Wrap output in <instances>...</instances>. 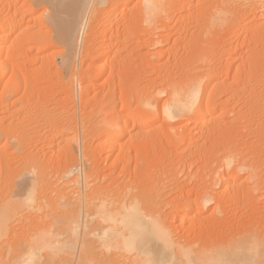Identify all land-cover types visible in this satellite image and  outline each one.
Listing matches in <instances>:
<instances>
[{
  "label": "rangeland",
  "instance_id": "374dc122",
  "mask_svg": "<svg viewBox=\"0 0 264 264\" xmlns=\"http://www.w3.org/2000/svg\"><path fill=\"white\" fill-rule=\"evenodd\" d=\"M17 1H19L18 4L22 3V1L23 5L26 3L24 7L30 5L24 9L31 10L29 11L30 13H27L28 15L23 14L24 19L20 28L22 33L18 29L15 32L16 34H14L15 36H12L7 42L8 45L6 43V46H10L9 49H12L3 54L5 57L3 61L5 60V67L8 70L5 72L6 75L2 77L3 79L1 78L0 92L3 86L7 85L6 87L8 88L9 84L8 89L4 87L9 94L6 95L4 93L3 99L13 100L12 103L16 104L15 106L13 104L6 111L5 108L0 107V169L2 167L0 173V200H5L11 195L13 190L12 182L10 183L8 178H14L16 168L18 172L31 166H36L39 170L45 167L43 173L53 175L61 171L66 164L69 165L73 156L75 157L79 154L71 156L75 142H79L77 144L80 152L81 145L89 148V151L86 152L90 153H88L92 160L90 161V168L92 169L91 171L94 170V177L100 175V177H96V186H99V184H102L103 187L111 185L110 190L113 189V191L119 189L130 190L129 194H137L141 199L144 197L145 201L149 199L150 195L151 197L153 195L155 200L157 196L161 197L159 200L157 199L159 204L161 203L164 206L160 215L166 220V225L169 228L171 227L172 234L181 243L186 244L189 241H195L194 243H198L197 245H202V243L209 244L211 239L213 240H211L212 243L221 240L229 242L228 239L237 238L239 234L242 235L247 232L264 237V18L253 23L250 22L251 24H248V26L250 25L249 27L245 25L244 30H241L235 26L237 25L235 16L226 17L224 20L222 17H218L217 12L219 9H216L218 8L216 0H186L187 2L185 1L182 7L179 5L174 7L178 8L175 11L171 5H175L173 1L179 0H173L170 5L173 10L168 8V12H165L167 14H163L164 16L161 15L160 17H151L141 13L140 8H144L143 0H131L126 6L121 5L118 0H109V3L106 1L108 5L105 3L106 5L104 4L103 9L98 11V13L96 12L97 14L95 13V20L89 31L90 38L87 47L82 50V53L78 51L79 54H77V58L79 60L82 59V63L76 58L75 70L73 68L74 72L71 70L74 73L72 77L70 70H63L61 65L62 57L58 52L62 50V44L60 45L59 42V44H54V41L52 45L46 43L47 39L44 36L50 37V34H48L50 29L46 22L44 7L35 5L32 0H25L26 2L24 0ZM139 1L141 4H139ZM111 5L113 6L111 7ZM20 6L22 5L20 4ZM114 6L118 7L114 10L115 14L123 12L125 14L123 18L114 22L110 20L102 22L101 19ZM1 10L0 16L5 14V11ZM176 11L177 13L181 12L177 14ZM19 14L18 18L21 16ZM172 19L178 20V23L173 25ZM135 22H137V25L134 24ZM142 29L146 31L143 30L142 32ZM261 30L262 32H259ZM130 33L133 35L131 34V36ZM261 34L263 35L261 36ZM16 35H20L19 40L13 38ZM260 36L262 39H260ZM112 38L115 43L113 42V46L108 50L103 61L105 73L98 78L97 70L92 66L96 64L97 49ZM139 38L140 40H138ZM43 39L46 40L43 41ZM227 44L232 47V50L229 51L228 49L227 51L229 52L221 53V49L224 46H229ZM237 45L241 50L236 49ZM20 48L23 52L18 51ZM8 53L12 54L9 55ZM14 59L16 63L17 60L20 62L16 64ZM76 66L79 67L76 68ZM76 70L78 73H76ZM81 70L84 71L83 75L78 76ZM13 72L20 75L17 77V79L19 78L18 81L16 80L18 85L17 88L13 87L14 90L11 89L13 82L12 80L10 81V78L13 77ZM21 72L25 77L21 76ZM68 72L71 74L72 84H69ZM210 74L213 79L211 78L207 82V77ZM193 76L194 78L196 76L197 79L195 78V80ZM76 80H80L78 83L82 84H78ZM193 80H198L200 91L204 89L205 93L204 101L199 110L202 112L210 110L212 113L216 112V114L205 115L206 117L201 116L202 122L197 121L194 123L191 121L193 115L189 114L183 116L185 118H177L174 122L166 123L162 121L164 114L159 108L167 98V94L163 92L159 97L158 105L156 104V109H152H155L156 113L149 117L151 122L148 126L138 127L137 124L135 125L129 121L127 124L129 126H126V130L123 131L125 135L122 134V137L116 142V145L119 143V146L117 145L112 151L107 147H95L97 144L102 145L109 139L108 135L100 136L98 134L101 126L110 125L113 122L122 124L126 122L128 115L135 114V112L138 113L135 110L137 102L144 103L157 90L163 91L169 85L181 87ZM85 83V86L89 87H86L88 89L85 88L87 91L82 90V93H86L85 95L83 94V97L78 95L80 93L77 92L81 88L80 85L84 86L83 84ZM155 88L156 91H154ZM32 91L33 98L29 96ZM14 92L19 93L16 94ZM54 93L58 97H56V100L55 98L51 100L50 96ZM125 94L130 96L126 97ZM120 95H122V99L127 98L128 100L130 98V107L126 108L127 111L123 110V113L120 112L119 116V113L115 114L113 111L120 106L122 101ZM27 98L29 101H26ZM19 99L22 102H19ZM84 102L87 103L86 106H84ZM79 104H84L83 107L86 109H83ZM80 107L85 110V112L82 110L83 115L81 117L83 121L87 122V125H85L87 127L79 125H84V122L80 120V113H82L79 112V110L81 111ZM73 108L76 111V113L73 111L76 116L72 112ZM128 108L130 109L128 110ZM199 110H195L193 114L195 115ZM111 113H114L112 118L110 117ZM70 114L75 116L72 118L76 122L71 119ZM138 115L140 119H145L146 114L144 112L138 113ZM83 116H85L86 120L83 119ZM69 119L75 123H70ZM203 122L204 124H202ZM71 124L73 125L71 126ZM28 126L29 128H27ZM47 126L55 127L54 130H51L52 132H48L49 135L46 132L48 128L45 129ZM72 127L79 129L76 137L79 138L77 141L75 140L76 138L73 139L74 134L71 130H74V128L72 129ZM81 128L87 130V132L82 131ZM83 132L88 134H83ZM189 133H192L193 136L192 134L189 136ZM71 134L73 135L72 137ZM183 135H187L189 137L187 139L193 142L187 141L186 143L187 139L185 136L183 139L185 138L186 140H182L179 143ZM8 136L9 138L10 136L14 137L15 140L12 137V140H10L7 138ZM81 136L86 137L85 141L80 138ZM50 138L52 139L50 140ZM66 138H68L67 141ZM68 141L71 144L70 150L68 149ZM81 142L85 143L86 146ZM88 148L85 149L88 150ZM223 152L225 155H236L237 157L236 159L222 161ZM11 161L12 163H10ZM7 165L9 168H6ZM235 167L241 168L238 172H234L233 168ZM233 172L236 175H233ZM103 174L107 175L103 176ZM103 177L104 179H101ZM115 180H117V183ZM109 182H113V185ZM222 184L231 185V187L227 188L228 192L225 191L224 195H222L223 193H218ZM102 185H100L101 188ZM168 189L170 192H168ZM211 190L213 193H211ZM203 191L208 192L207 194L211 196L218 195V198L215 196L211 197V205H207L210 209L206 206L203 208L205 210H202L204 213H199L196 207H192L189 210V215L187 212L186 214L183 213L184 216L182 213L180 214L182 210L181 204L192 199L196 202L200 201L201 197L206 194ZM249 193L251 196L248 195ZM218 203H222L221 205L223 206L220 207ZM226 205H229V209ZM214 208L215 210H213ZM226 208L227 211L225 210ZM230 209L233 212L229 211ZM227 212L230 215L227 214L226 218L224 215ZM167 216H170L172 220L169 221ZM210 216L214 217L211 218ZM183 217L186 219L185 224ZM180 218L183 224L179 225L181 222ZM214 219H216L214 221L215 224L214 222L212 223ZM21 224H24V220L21 221L19 227L22 226ZM217 226L219 230H216ZM21 229L23 230V228ZM21 229L20 232L22 233ZM21 233L18 235L19 237L22 236ZM203 235L206 239L202 237ZM216 235H218V238ZM221 235L222 237H220ZM7 249V246L4 247V250L7 251Z\"/></svg>",
  "mask_w": 264,
  "mask_h": 264
},
{
  "label": "bare ground",
  "instance_id": "6f19581e",
  "mask_svg": "<svg viewBox=\"0 0 264 264\" xmlns=\"http://www.w3.org/2000/svg\"><path fill=\"white\" fill-rule=\"evenodd\" d=\"M106 1L108 2L109 0H32V2H34L35 5H42L44 7V13L46 14V22H47L48 28L50 29L48 31V34H50V37L47 38V36H44V38L47 39L46 43L48 45H52L53 41H54L55 42L54 44H56L58 42L60 43V45L62 44V50H60L58 52V54L60 53L59 55H61V57H62L61 65H62L63 70L64 69L67 71L70 70V72L72 73V71H73L72 68L73 69L75 68L74 65L76 62L75 60L77 58V54H79L78 51H81V53H82V50H84L87 47V44H88V41L90 38L89 31H90V27H91L92 23L95 20V18H94L95 13L96 12L98 13V11L103 9V7L106 4L108 5V3L110 1L108 3H106ZM129 1L131 2V0H122V2H121V0L120 1L118 0V2L124 6H126ZM140 1H139V4H141ZM172 1L173 0H143L144 8H140L141 9L140 12L143 14H146L147 16H151V17L159 16L160 17L163 14L164 15L167 14V13L165 14V12L166 11L168 12V10H167L168 8L169 9L173 8L175 11L178 8L176 9L174 7H177L178 5L180 7H182V5L185 4L186 0H179V1L175 0L176 2L173 1V4H175V5H171ZM187 1H193V0H187ZM18 2L19 1H17V0L16 1L0 0V9L5 11V14L0 16V81L3 79L2 77H4V75H6V73H5L6 70H8V68L5 67L6 66L4 63L5 60L3 61V59L5 58L3 54H4V52L6 53V51H9L12 49V48L9 49L10 46L9 47L6 46V43L9 42L10 38L12 36H15L14 35V34H16L15 32L21 28V24L23 23L22 20L24 19L23 14L26 15L27 13H30L29 11L31 10L30 8H29L30 9L29 11L27 10V8H26V10L24 9L25 7H29L30 6L29 4H27L29 6L24 7V5H26V3L23 5L22 4L23 1H22V3H20L22 6H20V4H18ZM118 2L116 1L117 4H119ZM216 2L218 3V8H216V9L217 10L219 9L217 12V15H219L218 17H220V18L222 17V19L224 20V18H226V17L235 16L237 18V25H235L237 29H241V30L243 29L244 30L245 25L248 26V24H251L256 20H262V18H264V0H216ZM216 2H215V4H216ZM113 5H116V4H113ZM113 5H111V7ZM170 5L173 7L170 8ZM116 6H118V5H116ZM113 8H111V10L101 19L102 22H105L107 20L114 22V21H117V20H120L121 18H123V16L125 14L123 12L115 14L114 10H115V8H118V7L114 6ZM32 9H35V8H32ZM180 12L177 13V11H176L177 14H180ZM19 13L21 14L20 17L23 16L22 18L17 17ZM212 14H213V12H212ZM215 15H216V12H215ZM176 19H178V18H176ZM176 19H172L173 25H176V23H178V20H176ZM222 19H221V21H222ZM217 20H219V19H217ZM217 20H216V22H217ZM260 22H262V21H260ZM136 23L137 22H135L134 24L137 25ZM141 23H139V24H141ZM139 26H141V25H139ZM141 27H143V26H141ZM162 27H163V25H162ZM263 27H264V25H263ZM178 28H180V27H178ZM143 30L144 29H142V32H143ZM185 30H187V29H185ZM144 31H146V30H144ZM173 31H175V30H173ZM238 31L240 32V30H238ZM19 32L22 33V30ZM182 32H183V29H182ZM254 32H257V31H254ZM259 32H262V30ZM131 34L132 33H130V35ZM20 35H16V37H13V38L18 39ZM262 35L263 34H261V36ZM155 36H157V35H155ZM261 36H260V39H262ZM236 37H239V36H236ZM46 39H43V41ZM256 39H257V37H256ZM256 39H255V41H256ZM18 40H16V41H18ZM138 40H140V38ZM114 41L115 40L113 38L109 39L97 49L96 58H95L96 64H93L92 66L97 70L98 78L101 77L105 73V64L103 63V61L105 59V56H106L108 50L115 43ZM141 41H139V42H141ZM44 44H42V45H44ZM7 45H8V43H7ZM227 45H229V44H227ZM16 47H18V46H16ZM227 47H229V48H227ZM227 47H225V46H224V48L221 47L222 48L221 53L222 52L223 53L229 52L230 50H232V47H230V45ZM228 49H229V51H227ZM236 49L237 50L240 49L238 45H237ZM18 51H21V48ZM21 52H23V51H21ZM10 54H12V53H10ZM2 55H3V57H2ZM80 58H81V56H80ZM36 59H38V58H36ZM77 60H79V58H77ZM81 60H79L80 63H82ZM228 61H230V60H228ZM231 61H232V59H231ZM19 62L17 60V63H19ZM34 62H35V60H34ZM232 62H230V64H232ZM7 63H9V62H7ZM15 63H16V60H15ZM228 64H229V62H228ZM263 65H264V63H263ZM15 66L18 67L17 65H15ZM77 67H79V66H76V68ZM90 67H91V65H90ZM78 70H79V68H78ZM15 71H16V68H15ZM81 71H80V73H82V74L79 73L78 76L83 75L84 71L83 70H81ZM17 72L19 73L18 70H17ZM76 73H78L77 70H76ZM12 74L11 75L13 77L10 78V81L12 80V82H13L12 83L13 86L11 89L14 90V88H17V85H18L17 81L19 79V78L17 79V77L20 73L17 74L16 72H13ZM21 76H24V75H22V72H21ZM70 76H71V74L68 72L67 77L70 78ZM73 76H74V73H72V77ZM212 77L213 76L211 74L208 75L207 82H209ZM62 78L64 79V81H66V79L64 77H62ZM71 78L68 79L70 81L69 84H72ZM76 78H78V77H76ZM193 78H194V76H193ZM195 78H196V76H195ZM76 81L78 83V81H80V80H76ZM76 81H74V82H76ZM184 83H186V82H184ZM187 83H188V81H187ZM78 84H82V83H78ZM87 84H89V83H87ZM83 85L84 86L80 85V87L82 89L79 88L81 91L78 89L79 91L77 93H80L78 95H81L84 97V95L86 93L85 94L82 93V90L87 91L86 89H88V88H86V87H89V86H85L86 83ZM89 85H91V84H89ZM6 86L7 85L3 86V89H1V92H0V107H3V109L5 108V111H6V109L13 106V104H14V106L16 104V103H12L13 100L9 101V99L8 100L5 98H4L5 100L3 99L4 93L6 95L9 94V93H7L8 92L7 89L9 88V84H8V88ZM71 86H73V85H71ZM92 86H95V85H92ZM4 87L7 89L5 90ZM18 87H20V86H18ZM42 87H45V86H42ZM78 87H79V85H78ZM38 89H39V87H38ZM38 89H37V91H38ZM44 89H47V88L45 87ZM37 91H36V93H37ZM154 91H156V88ZM70 92H72V91H70ZM163 92H165L167 94V98H166V100H164V102L161 104V107H159V108H160V111L164 114V116L162 117V119H163L162 121H164L166 123L167 122L169 123L172 121L174 122L175 119L182 118L183 116H186L189 114L193 115L191 121L196 123L197 121H201L202 117H206L205 115L211 116V115L216 114V112L212 113L210 110L204 109L205 111H203V112L199 110V108H201V106H202L201 105L202 102L204 101L203 99H204L205 93H204V89L202 91H200V83L198 82V80L197 81L193 80L188 84L182 85L181 87L180 86H177V87L174 86L173 87V86L169 85L166 88H164L163 91L157 90L144 103L137 102V105H135V107H136L135 110H137L138 113L144 112L146 114V116H148V118H146V116H145V119H140L138 113L135 112V114L128 115L126 122L122 123L123 125L122 124H115L112 121L113 123H110V125L101 126L98 134L100 136L108 135L109 139H108V141H106L102 145L97 144V146H95V147H97V148L98 147H103V148L107 147L109 150L111 149L110 151H112L114 148H116V146L119 144L118 143L116 145V142L118 141V139L120 137H122V134L125 135V133H123V131L126 130L125 129V128H127L126 126H129V125H127L129 123V121L134 123L135 125L137 124L138 127L139 126H142V127L148 126L151 122L149 117L155 115L156 104L159 102V97L161 96V94ZM14 93L18 94L19 92L18 93L14 92ZM122 95H124V94H122ZM122 95H120V98ZM29 96H31L33 98V91H32V94L29 93ZM125 96L129 97L130 95L127 96L125 94ZM50 97H51V100H53L54 98L56 100V97H58V96H57V94L54 93ZM78 97H80V96H78ZM28 98L26 101H29ZM79 99H81V98H79ZM129 99L128 100H127V98L122 99V101L120 102L119 108L113 112L115 114L119 113V116H120V112L123 113L124 112L123 110L127 111L126 108L130 107L129 106L130 105ZM17 102H18V100H17ZM19 102H22V100H20ZM212 102H213V99H212ZM248 102H249V100H248ZM84 104L83 105L86 106L87 103L84 102ZM83 105H80V106H82V108L84 109L85 107H83ZM82 108H81V111L79 110V112H82V113H80L81 114L80 120H82L81 116L83 115V111L85 112V110H83ZM153 108H155V109L152 110ZM129 109L130 108H128V110ZM74 110L75 109L73 108L72 112ZM195 110H199L200 112L198 111L194 115L193 112ZM222 111H223V109H222ZM74 112L76 113V111H74ZM75 113H74V115H75ZM114 113L113 114L111 113L112 114V115H110L111 118L114 115ZM72 114H70L71 119H73L76 116V115L74 116ZM183 118H185V117H183ZM83 119L86 120L85 116H83ZM261 119H263V118L261 117ZM73 120H72V122H73ZM72 122L70 120V123H72ZM75 122H73V123H75ZM83 122H84V125L79 124V125H81V127H84L85 125H87V122H85V121H83ZM83 122H81V123H83ZM202 124H204V122ZM72 125L73 124H71V126ZM75 127H72V129L74 128V130H71V132L73 131L72 133L74 134V136L71 134V137L73 136V139H75L77 137L78 130H79V129L77 130V128H75ZM85 127H87V126H85ZM133 127H135V126H133ZM27 128H29V126ZM54 128L47 126L45 129H47L46 132L48 133V132H52L51 130L52 129L54 130ZM66 128H68V127H66ZM45 129H44V132H45ZM60 130H62V129H60ZM82 131L87 132V130H83V129H82ZM60 132H61V134H63L62 131H60ZM69 132H70V130H69ZM95 133H94V135H95ZM80 134L82 135V133H80ZM83 134H88V133L83 132ZM190 134H192V133H189V136H191ZM47 135H49V133ZM83 136H85V135H83ZM83 136L80 137L82 140H84L86 138ZM93 136H91V137H93ZM185 136H186V139L189 138L187 135H185ZM185 136L183 135L181 137L182 139L179 141V143H181L182 140H186L185 138L183 139V137H185ZM192 136H193V134H192ZM11 137L12 136H10V138H9V136H8L7 138L12 140ZM71 137H70V140H71ZM12 138L15 140L14 137H12ZM53 138H55V137H53ZM51 139L52 138H50V140ZM67 139L68 138H66V141H67ZM77 139H79V138H76L75 140L77 141ZM69 141H68V143H69ZM187 141L190 142L191 140L187 139L186 143H187ZM83 142H81V143L86 146V144ZM191 142H193V141H191ZM77 143H79V142H75V146L73 145L74 150L71 151L72 152L71 156H73V154L74 155H76L77 153H79V154H77V156H75V157L73 156V159L69 165L66 164L65 167L63 166L64 168H62V170L60 169L61 171L56 172L53 175L43 173L45 171L44 170L45 167H43L39 170L38 168H36V166H31L25 170L21 169L18 172H17V168L16 169L13 168L16 171V173L14 172L15 176H13L14 178H11V179L8 178L9 182L10 183L12 182V189H13L12 193L5 200H0V264H264V237L257 235L255 233H252V232H247V233L242 234V235L239 234L237 238L228 239L229 242H227V240H225V241L221 240L219 242L214 241V243H212L211 242L212 239L211 240L209 239L210 240L209 244L208 243L207 244L202 243V245H197L198 243L197 244L194 243L195 241L194 242L189 241V243H186V244L181 243V241L178 240L177 237L172 234V232L170 230L171 227L169 228L166 225V222H165L166 220L160 215V213H162V211L164 209V206H162L161 203L159 204V202H158V200L161 197L157 196L156 200H155V197H153V195L151 197V195H150L149 199L147 201H145L146 199H143L144 197L141 199L139 197V195H137V194H129L130 190L124 191L122 189H119V190L113 191V189L110 190L111 185L103 187L102 184H99V186L98 185L96 186V184H97V183L95 184V180H97L96 177H100V175L99 176L97 175L94 177V175H93L94 170L91 171L92 169L90 168L91 167L90 161H92V160L89 157L90 153L86 152V151H89V148L83 147V145H81L82 148H81V152H80L79 151V145ZM184 143H185V141H184ZM72 144H73V142H72ZM70 145L71 144L69 143V148H68L69 150L71 149ZM23 147H24V145H23ZM85 148L86 149L88 148V150H86ZM16 156H17V154H16ZM236 157H237L236 155H230V156L225 155V153L223 152L222 161L230 160L233 158L236 159ZM2 159L4 160V158H2ZM93 161H94V159H93ZM115 161H116V159H115ZM0 162H1V160H0ZM7 162H8V160H7ZM10 163H12V161ZM10 163H8V164H10ZM0 166H1V163H0ZM7 167H8V165L6 166V168ZM240 168L241 167H235V168H233V171L238 172L240 170ZM10 169H8V170H10ZM13 169H12V171H13ZM1 170H2V167L0 169V173H1ZM8 170H6V171H8ZM234 172H233V175L235 174ZM110 173H111V171H110ZM9 174H7V175H9ZM97 174H99V173H97ZM223 174H225V173H223ZM106 175L103 174V176H106ZM8 177H10V176H8ZM220 177H221V175H220ZM218 178H219V176H218ZM12 179H13V181H11ZM101 179H104V177ZM115 181L117 183V180H115ZM221 181H222V177H221ZM109 183H111L113 185V182H109ZM257 184H259V183H257ZM100 185H102V188L100 187ZM116 187H117V185H116ZM126 187H129V186H126ZM126 187H124V188L126 189ZM228 187H231V185L228 186L227 184L226 185L222 184L219 188L220 192L218 191V193L219 194L223 193L222 195H224V193H225V191H227ZM127 189H129V188H127ZM211 189H213V188H211ZM131 190L133 191V189H131ZM172 191H173V189H172ZM168 192H170V190ZM207 193L208 192H206V194H204L201 197L202 199H200V201H198V202H196L194 199H192L193 201L187 200V202L186 201L183 202L184 204L182 203L181 204L182 206L180 205L182 207V208L180 207L182 209L180 211V214L182 213V215H183V213L186 214V212H187L189 215V213H190L189 210L192 207H196V209L199 211V213L203 212L202 210H205L203 208H205L208 204H210V202L212 200L211 197L215 196V195L211 196L210 194H207ZM211 193H213L212 190H211ZM128 194H129V196H128ZM248 195H250V193ZM143 196H144V194H143ZM217 196H215V197H217ZM230 197H232V196H230ZM152 199H153V201H152ZM195 199H197V198H195ZM220 199H221V197H220ZM220 202H222V201H220ZM215 203H216V200H215ZM223 203H225V202H223ZM234 203H235V201H234ZM218 204H220V203H218ZM221 204H220V207L223 206ZM226 204H227V202H226ZM208 206H207V208H208ZM228 206L226 205V207L229 209ZM215 208L213 210H215ZM227 208L225 209L226 211H227ZM157 209H158V211H157ZM208 209H210V208H208ZM229 211L233 212V210H231V209ZM223 212L225 213V211H223ZM174 213H175V211H174ZM215 213H217V212H215ZM228 213L229 212H227L224 216L226 217ZM172 215H173V213H172ZM228 215H230V214H228ZM176 216H177V214H176ZM213 217L214 216H212L211 218H213ZM229 217H231V216H229ZM167 219H169V221L172 220V218L170 219V216H167ZM183 219H184V217H183ZM22 220H24V224L23 225L21 224L22 226L19 227ZM176 220L178 221L177 218H176ZM215 220L216 219H214L212 221V223ZM183 221H185L184 222V224H185L186 219H184ZM210 221H211V219H210ZM25 222H27V223H25ZM181 223H182V219H181V222L179 223V225ZM209 223L211 224V222H209ZM214 224H215V222H214ZM181 226H183V225H181ZM181 226H180V228H181ZM218 226H217V228H218ZM211 227H213V226L211 225ZM21 228H23V230ZM217 228H216V230H219V228L218 229ZM20 229H21L22 233L20 232ZM197 229H198V227H197ZM227 229H228V226H227ZM200 230H201V227H200ZM19 232L22 234V236H20V237L18 236L20 234ZM196 232H197V230H196ZM201 232H203V231H201ZM201 232H200V234H201ZM214 232H215V230H214ZM204 233H205V231H204ZM214 234H212V235H214ZM221 234H222V232H221ZM219 235H220V233H219ZM186 236L188 237V235H186ZM216 236L218 238V235H216ZM187 237H185V238L187 239ZM202 237H205V236L203 235ZM202 237L200 236V238H202ZM220 237H222V235ZM205 239H206V237H205ZM225 239H226V237H225ZM216 240H219V239H216ZM204 241H207V240H204ZM6 246L8 248L7 251L4 250V247H6Z\"/></svg>",
  "mask_w": 264,
  "mask_h": 264
}]
</instances>
